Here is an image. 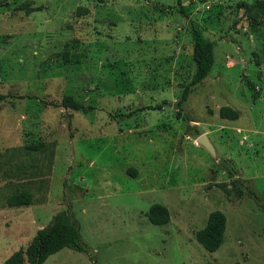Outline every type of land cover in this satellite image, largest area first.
Wrapping results in <instances>:
<instances>
[{
  "label": "rangeland",
  "instance_id": "obj_1",
  "mask_svg": "<svg viewBox=\"0 0 264 264\" xmlns=\"http://www.w3.org/2000/svg\"><path fill=\"white\" fill-rule=\"evenodd\" d=\"M253 2L0 0V264L69 214L86 252L44 264H264V12ZM190 22L214 61L179 110ZM67 96L92 109L61 107ZM23 192L29 205H6ZM153 205L166 221L148 219ZM213 211L225 230L210 253L197 233Z\"/></svg>",
  "mask_w": 264,
  "mask_h": 264
},
{
  "label": "trees",
  "instance_id": "obj_2",
  "mask_svg": "<svg viewBox=\"0 0 264 264\" xmlns=\"http://www.w3.org/2000/svg\"><path fill=\"white\" fill-rule=\"evenodd\" d=\"M252 8L264 12V0H254L251 5ZM180 13L184 14L180 8ZM190 34L192 38V61L194 63V73L191 77L189 84L184 85L181 89L176 106L181 108L185 102L190 87L203 81L211 70L214 55V44L211 40L204 36L201 28L198 25L190 22ZM61 107L71 108L74 110H81L87 112L92 107L84 106L83 104L73 100L71 97H65L61 100ZM219 116L228 120H235L238 117V112L230 110L229 108L222 107L219 110ZM231 178L234 177L232 170H227ZM241 181L237 178L232 179V186L227 193H232L237 198H241L243 191L240 188ZM247 195L258 200L249 188L246 187ZM31 202L30 194L23 192L20 194L9 196L6 199L8 207L27 206ZM148 219L152 223L164 222L167 219V212L158 205H153L149 209ZM225 230V217L219 211H213L207 218L206 225L198 233V239L203 243L207 252L216 251L223 241V234ZM64 248H69L79 252H86V247L80 240L79 226L72 220L71 215L64 219H58L55 224L50 227L42 228L37 231L29 245L24 251L18 250L13 253L2 264H44L47 258ZM203 264H216V263H203Z\"/></svg>",
  "mask_w": 264,
  "mask_h": 264
},
{
  "label": "water",
  "instance_id": "obj_3",
  "mask_svg": "<svg viewBox=\"0 0 264 264\" xmlns=\"http://www.w3.org/2000/svg\"><path fill=\"white\" fill-rule=\"evenodd\" d=\"M198 144L203 147L212 157L215 156V151L212 144L209 142L205 134L200 135L197 138Z\"/></svg>",
  "mask_w": 264,
  "mask_h": 264
}]
</instances>
